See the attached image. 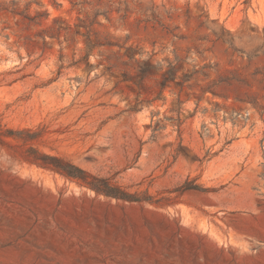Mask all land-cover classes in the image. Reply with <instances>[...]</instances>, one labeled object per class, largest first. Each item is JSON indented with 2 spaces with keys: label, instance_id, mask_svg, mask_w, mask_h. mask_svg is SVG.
<instances>
[{
  "label": "rangeland",
  "instance_id": "374dc122",
  "mask_svg": "<svg viewBox=\"0 0 264 264\" xmlns=\"http://www.w3.org/2000/svg\"><path fill=\"white\" fill-rule=\"evenodd\" d=\"M102 5L0 0V264H264V0Z\"/></svg>",
  "mask_w": 264,
  "mask_h": 264
},
{
  "label": "trees",
  "instance_id": "16d2710c",
  "mask_svg": "<svg viewBox=\"0 0 264 264\" xmlns=\"http://www.w3.org/2000/svg\"><path fill=\"white\" fill-rule=\"evenodd\" d=\"M71 3L74 8H79L81 13L85 12L87 9H96L100 8L102 5V0H71ZM109 11L107 14H110V6L107 7ZM95 19L99 17V11L97 10L94 14ZM95 22L91 23V26ZM91 31L88 30V33ZM9 135H1L0 133V142H2V136H13V131H9ZM35 138V135H32V139ZM2 144V143H1ZM35 152L34 157H25L24 160L30 164H34L45 170H49L55 173L64 175L70 179L77 180L81 182L86 187L95 191L98 195H104L108 198L117 199L120 201L126 202H139L140 199L136 195L129 194L120 187L114 186L110 183L108 179H101L95 176H92L87 171L81 169L80 167L72 164L70 161H67L61 157L57 156H48L42 155L37 150L32 149Z\"/></svg>",
  "mask_w": 264,
  "mask_h": 264
}]
</instances>
